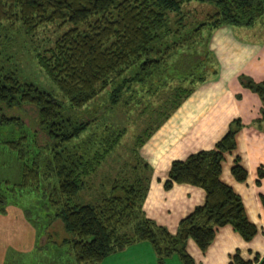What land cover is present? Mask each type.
Instances as JSON below:
<instances>
[{
  "label": "trees",
  "instance_id": "16d2710c",
  "mask_svg": "<svg viewBox=\"0 0 264 264\" xmlns=\"http://www.w3.org/2000/svg\"><path fill=\"white\" fill-rule=\"evenodd\" d=\"M189 1L0 0V37L8 33L5 24L18 23L26 35L48 23L69 25L51 47L34 54L60 97L23 79L0 41V145L13 152L18 162V180H0V214H5L7 205L19 207L37 234L59 220L70 235L60 243L73 254L75 264L99 262L110 252L140 240L150 244L158 261L175 253L180 264H195L185 250L188 239L203 252L220 226L229 225L245 241L257 231L246 217L240 196L219 178L224 155L235 149V135L242 127L238 118L228 123L210 149L170 162L162 183L165 189L184 183L204 192L203 202L178 221L174 233L141 211L148 181L141 173L149 169L139 159L138 148L180 101L215 71L208 48L210 30L223 24L250 26L264 15V0H195L213 5L214 10L199 22L191 20L188 27L181 19L182 8ZM170 14L178 15L173 30ZM189 14L192 19V11ZM203 31L206 37L201 41ZM177 52L180 55L172 64L181 83L170 87L169 97L155 108L159 118L136 135L131 149L137 163L131 168L133 173L129 178L120 174L106 192L82 200L80 191L88 184L85 178L123 133L110 126L108 131L106 126L99 139L93 133L73 143L91 125L105 119L102 109H85L86 103L111 82L109 100L114 103L126 82L144 84L158 70L163 72L167 60ZM115 78H119L116 83ZM237 80L258 97L259 116L252 124L264 130V78L254 81L240 74ZM160 86L166 85L161 82ZM151 89L148 86L146 91ZM167 102L169 106L164 107ZM24 106L35 109L31 128L22 120ZM230 173L236 181L246 177L237 156ZM263 176L264 171L258 168L257 177ZM259 200L264 210V196ZM256 259L243 260L235 251L228 264H251ZM260 264H264V255Z\"/></svg>",
  "mask_w": 264,
  "mask_h": 264
},
{
  "label": "crops",
  "instance_id": "0c3cea01",
  "mask_svg": "<svg viewBox=\"0 0 264 264\" xmlns=\"http://www.w3.org/2000/svg\"><path fill=\"white\" fill-rule=\"evenodd\" d=\"M255 20L250 26L223 24L210 30L208 48L215 71L197 84L138 148L139 159L149 169L141 173L143 178L148 176L141 211L146 218L174 233L178 221L203 202L204 192L184 183H173L165 189L162 183L170 162L210 149L232 119L238 118L242 124L235 135V149L226 153L221 162L219 178L240 196L246 217L257 231L245 241L229 225L220 226L203 252L188 239L185 250L195 264H228L235 251L243 260L257 257L251 264H260L264 255V210L259 200L260 195L264 196V176L257 177L258 168L264 171V130L252 124L259 116L260 102L237 80L240 74L254 81L264 78V15ZM235 156L246 171L243 181H236L230 173ZM5 209V214H0V264H5L2 257L10 246L4 237L5 220L16 221L20 230L29 224L36 234L19 207L7 205ZM16 243L19 250L26 249L21 238ZM174 255L158 261L150 244L140 240L110 252L98 264H180Z\"/></svg>",
  "mask_w": 264,
  "mask_h": 264
},
{
  "label": "rangeland",
  "instance_id": "374dc122",
  "mask_svg": "<svg viewBox=\"0 0 264 264\" xmlns=\"http://www.w3.org/2000/svg\"><path fill=\"white\" fill-rule=\"evenodd\" d=\"M182 9H184V16L181 20L188 27L192 26L189 22L194 20L199 22L206 13H211L214 10L213 5L195 0H190ZM190 11L194 15L192 19L189 14ZM177 18L178 15L176 14H170L168 17L169 27L172 30L177 26L173 23V20H177ZM5 25L8 33L0 37L1 45L5 47L4 51L11 55V61L17 64L19 75L39 88L60 97L58 91L37 64L34 54L36 51L42 53L45 49L51 47L55 38L69 25L48 23L38 27L31 35H26L18 23ZM78 27L82 28L81 25ZM11 35L13 36L9 38ZM204 37H206L205 31L202 32L201 41ZM1 45L0 49L2 48ZM198 49L200 50V47ZM179 55L180 52L174 54L170 60H167L166 69L163 72L160 70L155 72L144 84L126 82L117 92L118 98L114 103L109 100L110 92L113 89L112 82L105 88L100 89L97 95L86 103L85 109H102L105 119L99 121L98 124L91 125L73 143H80L82 139L92 136L93 133L95 139H99L107 131L105 130L106 126H108V131L110 127H113L122 130L123 133L117 144L105 155L95 171L85 178L88 184L80 191L82 200L88 201L93 195L106 192L113 183V179L119 177L122 173L128 178L131 176V173H133L131 168L137 164L136 157L131 151L134 147L136 135L141 133L144 127L151 126L159 118L160 114L155 112V108L169 97L167 92L170 87L181 83V78L172 64ZM123 75L127 76L128 74ZM118 81L119 78L114 79V83ZM161 82L165 83L166 86L168 85V87H161ZM148 86L155 90L146 91ZM168 106L169 102L165 103L164 107ZM22 109V120L27 127L31 128L29 125L35 118V109L32 106H24ZM96 125L97 128H95ZM122 162L126 164L123 165ZM2 179H6L10 183L18 180V162L13 152L0 145V180ZM21 214L23 215L22 211ZM3 231L4 237L10 243V246H8L14 250L9 251L7 249L9 247L5 248L6 252L2 257L5 264H75L73 254L67 249L66 245L60 243L62 238L70 235L63 230L61 222L57 219L53 220L46 229H42L39 234H35L34 230L31 231L29 224L20 230L16 221L8 220H5ZM19 238L24 241L23 244L26 249L23 251L16 247V241ZM174 256L176 257V255Z\"/></svg>",
  "mask_w": 264,
  "mask_h": 264
}]
</instances>
